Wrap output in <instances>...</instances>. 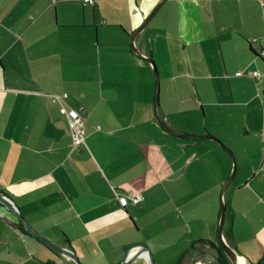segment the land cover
Masks as SVG:
<instances>
[{
	"label": "crops",
	"instance_id": "1",
	"mask_svg": "<svg viewBox=\"0 0 264 264\" xmlns=\"http://www.w3.org/2000/svg\"><path fill=\"white\" fill-rule=\"evenodd\" d=\"M161 2L0 0V193L34 232L0 202V264H76L37 236L82 264H150L137 246L155 264H207L222 202L226 243L264 264V176L247 171L264 131V6L165 0L133 39ZM65 93L85 119L78 147ZM215 139L237 165L223 197L234 162Z\"/></svg>",
	"mask_w": 264,
	"mask_h": 264
},
{
	"label": "water",
	"instance_id": "2",
	"mask_svg": "<svg viewBox=\"0 0 264 264\" xmlns=\"http://www.w3.org/2000/svg\"><path fill=\"white\" fill-rule=\"evenodd\" d=\"M165 0H162V2L157 6V8L152 12V14L148 17V19L144 22V24L138 28V30L134 33L133 35V39L136 38V36L140 33L141 30L144 29V27H146V25L149 23V21L152 19V17L155 15L156 11L158 10V8L162 5V3ZM135 52L138 54V56H141V54H139L136 50ZM145 59L153 64L154 67V75L156 78V81L158 83V90H157V95H156V106H155V116L156 119L158 120V122L169 132L173 133L169 127H167L164 122L161 120V118L159 117L158 113H157V103H158V99H159V90H160V85H159V75L156 69V66L153 62V60L151 58L145 57ZM176 136L180 137V138H187V139H192V138H207V137H203V136H192V135H178L175 134ZM220 146L230 155V157L232 158L233 162H234V168H233V172L230 176V178L228 179V181L224 184L223 189H222V197L224 195L225 189L230 185V183L234 180L235 177V172L237 169V165H236V161H235V157L232 153V151L224 144L222 143L220 140L215 139ZM0 202L5 205L12 213H14L19 219L20 221L23 223L26 231L32 235H34L33 230L31 229V227L29 226V224L27 223V221L24 219V217L22 216L21 212L17 209L16 205L14 204V202L7 197L6 195H4L3 193H0ZM225 221H226V204H224V202H222V208H221V217H220V223H219V238L220 241L223 245L224 248V253L227 255V257L230 259V261L232 262V264H240L239 260H238V253H236V251H234L224 240L223 238V229H224V225H225ZM37 238L45 243L47 246H49L50 248L56 250L57 252L64 254L70 258H72L74 260V262L76 264H82L80 262V260L78 259L77 255L69 249L66 248H62L59 247L57 245H55L54 243L48 241L47 239L41 237V236H37ZM138 247V248H137ZM135 249L139 250V252L145 254V256L149 257L150 260V264H155L154 258H153V254L150 251V249L148 247H144V246H137ZM220 256V253H219ZM130 260H127L123 263V264H128ZM207 264H223L221 263L220 259L218 258L216 261H212L210 263Z\"/></svg>",
	"mask_w": 264,
	"mask_h": 264
},
{
	"label": "built area",
	"instance_id": "3",
	"mask_svg": "<svg viewBox=\"0 0 264 264\" xmlns=\"http://www.w3.org/2000/svg\"><path fill=\"white\" fill-rule=\"evenodd\" d=\"M85 2L93 4V0H85ZM260 3L264 6V0H260ZM264 48V44H263ZM262 57L264 58V49L262 52ZM258 75V74H256ZM68 97V94L65 93L61 100V113L70 121V126L73 134V142L74 146L78 147L80 145H83L85 143V137H84V126H85V119L81 116V114L74 109H68L63 104L64 100ZM128 198L132 201L134 205H137L142 202L143 197L141 195H135V194H127Z\"/></svg>",
	"mask_w": 264,
	"mask_h": 264
},
{
	"label": "rangeland",
	"instance_id": "4",
	"mask_svg": "<svg viewBox=\"0 0 264 264\" xmlns=\"http://www.w3.org/2000/svg\"><path fill=\"white\" fill-rule=\"evenodd\" d=\"M252 134L253 135L251 136V140L253 142L251 144L250 143L248 144V150L250 152H253V153L256 152L257 157L252 162L247 164V171L251 175L260 174V175L264 176V162H263L264 161V131L263 130L255 131ZM215 248H213L214 251L216 250ZM208 255H211L214 261H216L219 258L218 252H211ZM228 260H229L230 264H232V262L230 261L229 258H228ZM247 264H248V262H247Z\"/></svg>",
	"mask_w": 264,
	"mask_h": 264
},
{
	"label": "trees",
	"instance_id": "5",
	"mask_svg": "<svg viewBox=\"0 0 264 264\" xmlns=\"http://www.w3.org/2000/svg\"><path fill=\"white\" fill-rule=\"evenodd\" d=\"M11 224V223H10ZM13 227H16L18 228L19 230L23 231L24 233H28L26 232V229L24 228L23 224L22 223H18V224H11ZM212 244V243H211ZM213 245V244H212ZM212 247L215 248V246L213 245ZM216 249V248H215ZM218 251L220 252V258H221V263L223 264H230L229 260H228V257L224 254V248H223V245L222 244H219V247H218Z\"/></svg>",
	"mask_w": 264,
	"mask_h": 264
},
{
	"label": "bare ground",
	"instance_id": "6",
	"mask_svg": "<svg viewBox=\"0 0 264 264\" xmlns=\"http://www.w3.org/2000/svg\"><path fill=\"white\" fill-rule=\"evenodd\" d=\"M238 260H239L240 264H247L246 259L242 256H238Z\"/></svg>",
	"mask_w": 264,
	"mask_h": 264
},
{
	"label": "flooded vegetation",
	"instance_id": "7",
	"mask_svg": "<svg viewBox=\"0 0 264 264\" xmlns=\"http://www.w3.org/2000/svg\"><path fill=\"white\" fill-rule=\"evenodd\" d=\"M218 253H220V252H218ZM219 259H220V261H221V258L219 257Z\"/></svg>",
	"mask_w": 264,
	"mask_h": 264
}]
</instances>
